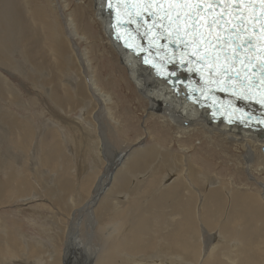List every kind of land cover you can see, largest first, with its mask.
<instances>
[{"label":"bare ground","instance_id":"1","mask_svg":"<svg viewBox=\"0 0 264 264\" xmlns=\"http://www.w3.org/2000/svg\"><path fill=\"white\" fill-rule=\"evenodd\" d=\"M104 5L0 0V66L11 72L10 82L0 77V151L7 150L0 152V207L20 200V206L43 208L51 202L73 217L71 230L64 227L69 241L62 257L55 242L46 249L38 239L29 244L20 237L8 244L6 258L14 264H23L19 256L30 264H58L61 258L67 264L81 258L88 264H264V130L214 123L208 110L189 103L183 86L171 91L117 43ZM21 77L31 90L25 83L13 88ZM113 80L131 108H141L142 132L124 133L125 118L115 116L120 93ZM42 90L45 97L38 95ZM10 104L24 114L14 115ZM37 119L42 144L35 161L27 151ZM115 130L127 143L120 149L108 134ZM69 139L77 155L91 154L105 168L91 186L96 166L79 182L68 166L59 168L72 151ZM16 144L24 156L9 151ZM121 173L125 180H118ZM72 192L80 207L68 198ZM220 215L223 221L215 219Z\"/></svg>","mask_w":264,"mask_h":264},{"label":"rangeland","instance_id":"2","mask_svg":"<svg viewBox=\"0 0 264 264\" xmlns=\"http://www.w3.org/2000/svg\"><path fill=\"white\" fill-rule=\"evenodd\" d=\"M6 70H8V71H6ZM9 70L10 69L8 67L0 66V77H1V80H5L6 79L9 82L11 81V78H10L11 77L10 76L11 72ZM104 74H108L109 75L110 74V70H107L106 72L104 71ZM113 81L111 83V86H113L114 92H116L117 94L120 93L119 95L116 94L118 96V98H119V101H116L117 108L114 107L115 108L114 111H116L115 116L117 115V118H119V119H124L125 118V123L127 124V126L123 127V125H124V123H123L122 127L125 130L124 133H126V132L130 133L131 132V130H130L131 128H132V130L135 131V134H138L139 132H142L141 130L143 129V127H142L143 126V124H142L143 123V118H142V115H140L141 114V108L135 110L136 111L135 112L133 107L131 108V105H129L130 101L127 99V97L124 96V94H121L120 90L117 88L118 85L116 83L118 81H116V80L114 82ZM23 83H25L26 86H27L26 78L21 77L20 83L19 82L15 83L13 88H17V87L21 86ZM27 88L30 89V90L32 89L31 85L27 86ZM38 95H43V97H45L44 96V90H42L40 93H38ZM39 97L41 98L42 96H39ZM49 106H50V104L48 103V107ZM10 107L13 110V114L14 115L17 114V113L20 114V115L24 114L23 109L19 108L18 104H14V105L10 104ZM14 107H17L18 109L16 110V109H14ZM42 107H45V105H43ZM95 111H96V109L94 110V113H95ZM15 112H17V113H15ZM130 118H134V120L130 121ZM108 119L109 118L106 115L102 116L101 122H104V124H105L104 126L105 127H107L106 125L108 123ZM33 124H34V127H36V129L34 130V136H33L32 140H31V145H30L29 150L27 151V155L30 156V157H35V161H36V157L39 156V152H40L39 147L42 144V140H41L40 133H39V127H41L42 124H40L38 119L35 120L33 122ZM117 127L118 126H116V129H117ZM157 128L160 131H161V129L163 130V128H161V126H157ZM118 130H119V128H118ZM118 130H115L114 133H113V131H112V133L111 132L108 133L110 138H111V140H113L114 144L117 146L116 147L114 145L116 148L120 147L122 144H124V145L127 144V143H125V140H124V137H125L124 134L120 133L121 130H119L120 132ZM157 135L158 136H163V135H160V134H157ZM0 142H1V140H0ZM32 143H33V145H32ZM68 143L70 145V148H72V151H70V153L67 154L68 156H64V157L61 158V160H65V162L62 163V161H60L61 162V167H59V168L63 169L62 165L63 166H68L67 168H65V170L70 172L72 177L75 178L76 182L77 181L79 182L81 180L86 179L89 176V174L92 172L91 170L94 168V166H96V170H94L95 174L90 176V177L93 178V180L87 181V184L89 186H91L93 184V182L95 181L96 177L99 175V170L101 169V167L104 170H105V168L102 166L101 163L96 164L95 162H93L92 161V157L93 156L91 154H78L77 155L76 154L77 153L76 152V142H73V139H69ZM72 145H73V147H72ZM194 145L200 146V140L194 141ZM17 146H18V144H16L15 146H11L9 151H12L14 154L17 153V155L20 154L21 156H24L23 152H19ZM118 149H120V148H118ZM118 149H115V153L116 154H119L120 151H121V150H118ZM6 151L7 150H5L3 148L0 152L5 154ZM93 154H95V152ZM197 154H198V152H197ZM220 158H222V157H219V159ZM221 160L223 161V158ZM20 161H22V160H20ZM228 161L225 160L224 162L227 163ZM27 162H28V160H27ZM80 162H81V164H80ZM30 167L32 168L33 165L31 164ZM72 170H76V171H72ZM225 173L227 175L230 173V169L227 166H226ZM83 174H85V175H83ZM238 174H240V175H238ZM235 176H236V178H241L243 175H242V173H237ZM117 177H118V180L119 179L120 180H125V174L124 173H121V174L117 175ZM133 177L134 176H131V178H133ZM226 178H228V177L225 176L224 179H226ZM33 183H34V181H33ZM161 183L162 182H159V185H161ZM72 196L74 198V202H73L74 206H76V208L80 207L81 206L80 205L81 202H80L79 197L78 196H74V192H72V193H70L68 198H70ZM193 197L197 199L198 198V194L196 192L193 193ZM66 201L69 202V200H66ZM32 202H33V204H41L39 201H32ZM196 203L198 204L199 200H197ZM20 204H22V203L19 200V201H16V202H9L8 204L0 207V244H2V246H3V247H0V249L2 251V252H0V258L4 259V262L0 261L1 262L0 264H2V263L3 264H14V261L9 260V258H6V257H8V253H9L8 244L9 243L13 244V242H15V241L19 242L20 237L21 238L22 237L25 238V240L29 244L37 243L35 240L38 239L39 241H41V243L43 245H45L44 247H46V249H54V246L52 247L51 245H52L53 242H55L54 244L58 245V247H57L58 254L60 256L63 255L64 252L67 250V244H68V241H69L68 238H66V240L64 238V231L66 230V228H64V227L67 224L69 226V228L67 226L68 230H71L70 228L72 227V219H73V217H69V215H67L70 211L68 213H66V212H64L65 210H61L59 206H57L55 204L53 205L51 202H49V203L45 202L43 208H41V207H39V208L32 207L31 208V206H27V207L24 206L23 207V206H20ZM68 204L70 206V203H68ZM226 204H228V203H226ZM195 205L196 204H194V207H195ZM18 207L21 209L20 212H19V208ZM31 209H33V210H31ZM71 210H74L76 213L78 212L77 210H75L74 207H71ZM225 210H227V206H225ZM30 212H32V214ZM75 212H74V214H75ZM29 214H31V215L29 216ZM40 216H44V217H40ZM124 219H129V218L125 217ZM215 219H217V221H218V219H219V221H223L225 219V217H223V215H220L219 217H215ZM9 221H11V222H9ZM129 221L131 223L130 225H132L133 221L131 219H129ZM18 223H19V225H18ZM197 224H198L199 228H200V226L204 225V223L201 224V222H197ZM14 225H15V227H14ZM17 226H19V228ZM3 230H6L7 232H3ZM5 240L8 241L7 245L2 243ZM88 240L89 239H87V237L84 239V241H88ZM98 242L99 241L97 239H95L93 241V243H98ZM124 254L125 253H123V255ZM110 258L112 260H116V256H113V257L111 256ZM82 260H84V259L81 258V260H79L78 262H76L74 264H88V262L86 263V262H84ZM7 261L8 262L10 261V263H8ZM17 261H19V262H21L23 264H30V262H28L26 257L19 256ZM24 261H26V263ZM64 261L65 260H63L61 258V259H59L58 264H63V263L67 264ZM116 261L119 262V260H116ZM15 263H17V262H15ZM68 264H73V263H69L68 262ZM91 264H94V261Z\"/></svg>","mask_w":264,"mask_h":264},{"label":"water","instance_id":"3","mask_svg":"<svg viewBox=\"0 0 264 264\" xmlns=\"http://www.w3.org/2000/svg\"><path fill=\"white\" fill-rule=\"evenodd\" d=\"M168 74H169V72H168ZM175 83H176V82H172V85H173V86L176 85ZM263 152H264V149H263Z\"/></svg>","mask_w":264,"mask_h":264}]
</instances>
